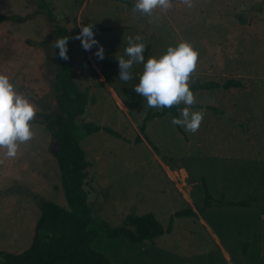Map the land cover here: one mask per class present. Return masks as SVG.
Instances as JSON below:
<instances>
[{"label":"rangeland","instance_id":"374dc122","mask_svg":"<svg viewBox=\"0 0 264 264\" xmlns=\"http://www.w3.org/2000/svg\"><path fill=\"white\" fill-rule=\"evenodd\" d=\"M49 1L71 34L75 80L92 100L86 119L120 135L99 131L80 143L92 164L85 189L95 219L114 227L126 215L151 213L166 226L172 213L203 207V180L214 198L238 201L255 194L260 204L208 208L176 220L170 234L142 243L98 238L92 248L113 264H264V182L256 189L264 173V0H172L171 8H156L150 16L114 0ZM36 4L0 0V15L17 18L0 24V73L36 109L33 136L19 144L17 155L5 157L0 149V251L21 252L30 245L39 199L63 204L55 144L40 117L57 111L53 26ZM241 16L247 23H240ZM82 24L108 29L94 31L103 59L94 55L96 46L86 51L75 38ZM137 35L148 47L145 60L189 43L198 53L189 85L236 79L245 89L198 91L194 103L217 112L192 109L203 110L195 132L182 125L179 132L166 114L148 122L146 140L141 135L134 144L146 113L161 108L149 107L133 89L142 63L132 66L131 80L119 79L117 59L128 37Z\"/></svg>","mask_w":264,"mask_h":264},{"label":"trees","instance_id":"16d2710c","mask_svg":"<svg viewBox=\"0 0 264 264\" xmlns=\"http://www.w3.org/2000/svg\"><path fill=\"white\" fill-rule=\"evenodd\" d=\"M36 8L42 10L53 26V42L58 36L70 37L68 41V59L59 57L58 49L53 48L56 59L53 75L52 91L57 111L51 115L40 113L41 122L48 132L51 142L55 144L52 154L59 172V190L63 204L39 199L37 207L39 215L34 223L30 245L21 252L0 251V264H113L110 257L96 251L91 244L98 238H123L128 242L142 243L152 238L170 234L176 220L193 218L208 208H248L259 206L255 194L238 201H227L223 194L214 198L208 191L204 180L203 207L197 211L186 208L172 213L168 224L163 226L151 213L144 215H126L118 226L111 227L103 220L93 216V210L88 202L85 180L88 170L92 167L80 143L85 138L99 131L113 137L120 135L108 127L99 126L86 119L85 112L89 103L88 88H81L74 77V61L72 57L71 34L66 26L60 24L51 8L49 0H36ZM127 4L133 8L134 3L128 0H114ZM261 7L259 6V10ZM16 17L0 15V24L4 21L15 22ZM240 23H247L243 16ZM108 29L94 25L93 31H107ZM24 41L29 42V39ZM146 47L144 54L147 52ZM194 93L198 91H222L238 94L245 89V84L236 79L195 81L189 85ZM186 107L182 102L171 107H161L158 111H148L139 125V134L132 143L145 140L146 124L154 119L171 114L179 118V110ZM191 109H207L217 112L215 107L194 103ZM179 132H183L181 125H175ZM264 182V173L257 182L258 189ZM246 246L244 247L245 251Z\"/></svg>","mask_w":264,"mask_h":264},{"label":"clouds","instance_id":"9594fccd","mask_svg":"<svg viewBox=\"0 0 264 264\" xmlns=\"http://www.w3.org/2000/svg\"><path fill=\"white\" fill-rule=\"evenodd\" d=\"M189 6L190 3H189ZM172 7V0H135L133 12L151 15L153 10ZM94 24H82L80 32L75 37L80 40L84 50L96 46L94 55L103 59V45L95 38ZM68 36H58L53 42V48L58 49L60 58L67 60ZM145 43L140 36H129L128 44L118 61L119 79L129 81L132 79V66L142 63L143 71L139 81L133 88L143 97L149 107H171L183 102L186 107L180 109L181 116L174 117V125H182L185 130L195 132L202 119L203 110L194 111V94L189 87L190 74L196 67L198 53L187 42L177 46H169L166 52L159 57H149L145 60L143 55ZM35 106L27 97L19 93L8 75L0 73V149L5 157H15L19 144L30 140L33 136L32 121L35 116Z\"/></svg>","mask_w":264,"mask_h":264}]
</instances>
